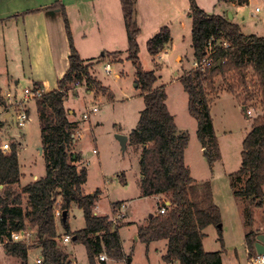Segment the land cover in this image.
<instances>
[{
  "label": "trees",
  "instance_id": "obj_1",
  "mask_svg": "<svg viewBox=\"0 0 264 264\" xmlns=\"http://www.w3.org/2000/svg\"><path fill=\"white\" fill-rule=\"evenodd\" d=\"M128 37V58L135 66L137 87L142 90L145 109L141 112L138 126L129 139L142 146L141 191L142 196L168 194L169 204L165 213H154L138 230L139 239L144 243L167 240L168 246L163 259L178 264H223L220 250L207 251L203 238L205 228L221 221L220 206L215 204L211 182L197 181L186 164L185 150L189 145L187 133L179 130L175 118L166 104V87L155 86L158 76L154 70H143L140 60L139 35L141 28L137 20V0H120ZM190 1L188 16L192 18V47L196 60L206 56V47L211 42L212 62L206 67H196L181 76L183 87L188 93L190 114L198 121L197 135L205 147L210 166L220 158L219 140L213 131L210 114V92L216 90L215 79L235 72L236 83L229 88L235 92L241 88L246 99H255L253 104L262 112L254 118L251 129L243 141L242 163L231 177L241 181L235 194L249 203L264 205V35L244 33L238 22L224 14L207 13L196 0ZM245 5L249 0H222ZM71 51L66 74L59 79L57 89L38 98L40 114L42 157L45 159L46 173L41 178L22 184L18 145L9 152L0 149V237L14 230H22L28 224L37 228L36 240L32 245L23 242L6 244V254L16 256L21 264L28 262L29 251L41 248L39 264H75L62 241L58 220L66 228L64 235L71 240L82 242L87 247L88 259L96 264V257L103 251L111 259L128 262L121 241L122 223H113L109 215H98L95 207L99 192L86 193L83 184L87 180V168L79 166L80 154L72 151L73 134L78 122L69 118L65 101L75 81L95 87L99 91L109 89L91 72L92 63H87L74 44L70 21L62 8ZM172 40L169 26L164 25L148 40V51L155 57ZM103 53L102 55H104ZM108 55H120L119 51ZM253 69L255 80H248L247 69ZM40 88L39 86H34ZM259 102V106L257 103ZM0 104L9 106L0 89ZM249 107L247 102L243 107ZM252 106V105H251ZM247 114V109H244ZM121 202H113L112 209ZM77 205L84 210L85 226L72 231L68 225L70 209ZM68 216L64 220L57 217L56 209ZM253 212L248 213V223H253ZM252 233V232H251ZM247 237L250 257L255 254L256 237ZM75 237V239H74ZM128 264V263H127Z\"/></svg>",
  "mask_w": 264,
  "mask_h": 264
},
{
  "label": "rangeland",
  "instance_id": "obj_2",
  "mask_svg": "<svg viewBox=\"0 0 264 264\" xmlns=\"http://www.w3.org/2000/svg\"><path fill=\"white\" fill-rule=\"evenodd\" d=\"M208 13L222 14L224 9L234 11L235 21L241 24L243 32L264 35V0H253L249 4L229 6L230 2L222 0H199ZM259 8V11L256 9ZM230 11V10H229ZM228 17V14H227ZM192 21L186 20V25H178L172 32L173 40L164 47L163 51L170 53L169 57L159 59L148 51L147 42L158 31L153 28H144L139 35L140 60L143 70H154L158 76L157 87H166V104L177 122L179 130L187 133L189 145L185 150L186 164L190 173L197 181L211 182L214 202L221 209V221L205 228L203 238L207 251L220 250L225 264H250L247 253V237L264 235V205L259 207L249 203L244 197L235 194V188L241 186L238 178L231 177L242 163L243 141L251 129L254 118L262 112L253 107L255 99H246L241 88L233 92L229 88L230 83H236L235 72L231 71L225 77L221 75L215 79L216 90L210 92V114L213 121V131L219 140L220 158L211 167L205 154V147L197 135L198 121L190 114L188 93L183 87L181 76L194 68L196 60L192 47ZM10 31L6 39L4 57L16 76L8 80H2L3 90L12 93L11 102L14 99L20 102L18 105H10L11 116L5 118L0 115V144L10 142L12 146L17 144L21 171L24 175L22 184L41 178L46 173L45 159L42 157L40 147L41 125L39 108L36 99L25 100L24 88L29 86L24 77L28 64L23 66V58L27 50L21 30ZM19 31V34L17 35ZM12 33V35H11ZM19 36V37H17ZM19 39V40H18ZM22 39V44L20 40ZM115 48L120 55H108L112 50L109 47L104 55L100 52L92 61L91 72L95 74L103 86L109 91H99L93 87L89 93L87 85L80 84L72 89L65 101L69 109V118L78 122L75 141L72 151L80 154L79 166L87 168V180L83 184L86 193L99 195L95 212L101 215H113V202L124 204L126 217L120 227L121 241L131 264H174L163 259L166 253L167 240H156L144 243L136 239L139 227L145 225L151 213H158L159 206L169 198L168 194L142 196L141 191V154L142 146L136 145L129 139L133 130L138 126L141 112L145 109L142 90L137 87L136 69L128 58V37L126 30L119 36ZM182 56L183 58H179ZM111 65V73L106 72L107 64ZM3 59L0 61V69H3ZM29 73V71H28ZM248 80H255L253 69H247ZM18 75H21V80ZM20 82L16 85V81ZM7 82V83H6ZM8 101V99H7ZM247 102L252 107V114H246L243 103ZM9 103V101H8ZM258 106L259 102L257 100ZM96 104L98 111L89 118L83 114L88 107ZM27 109L30 117L25 126L18 125V116L21 110ZM81 133L82 136L77 135ZM117 134L128 136V145L125 150ZM13 148V147H12ZM96 150V151H94ZM58 208V207H57ZM253 212V223H248V213ZM221 224V226H220ZM68 225L72 231H77L85 226L84 210L77 205L70 209ZM59 233L64 236L66 228L58 220ZM63 238V237H62ZM62 245L70 253L76 264H91L88 259L87 247L82 242L73 240L64 241ZM41 254L40 247H34L29 251L28 262L34 264ZM98 264H124L121 261L108 257L106 262L99 260ZM0 264H21L20 259L8 255L0 250Z\"/></svg>",
  "mask_w": 264,
  "mask_h": 264
},
{
  "label": "crops",
  "instance_id": "obj_3",
  "mask_svg": "<svg viewBox=\"0 0 264 264\" xmlns=\"http://www.w3.org/2000/svg\"><path fill=\"white\" fill-rule=\"evenodd\" d=\"M196 1L203 9L205 8L199 0ZM252 1L249 0L246 4ZM229 4L232 7L238 6L234 2ZM63 7L66 10L68 21H70L74 44L85 61H92L100 52L103 54L109 48L112 50L111 52L118 51L115 49L118 48V45L115 47L117 44L115 42L123 34V30H126L120 0H0V61L3 59V69H0V89L3 93L6 92L3 90L4 82L2 80L13 79L16 76L15 73H12L6 57H4L5 42L12 30L22 31L27 50L26 62L23 58V66L28 64L29 69L24 70V77L30 83L26 87L36 85L46 93L57 89L59 79L66 74L69 67L71 51L62 14ZM229 8L224 9L222 14L229 15L231 13L232 20L235 21L234 11ZM189 9V0H137V20L142 31L144 28L160 30L162 26L167 25L172 36L173 30L178 25H186L187 19L192 21V18L188 16ZM20 42L23 43L22 39ZM106 43L112 45L109 47ZM179 58L183 57L178 56L177 60ZM94 76L96 77L95 74ZM18 77L21 80V75ZM19 82L17 80L16 85ZM91 92L93 90H89V93ZM3 107L0 104V115L8 119L11 116V111L9 108L3 109ZM168 201L166 199L167 204ZM95 213L101 215L99 212ZM135 238L139 239L138 233ZM255 251L257 253L256 248ZM102 253L106 254L105 251ZM247 253L250 262L248 245ZM97 256L99 257V255ZM99 260H101L100 257ZM95 261L98 264L97 257ZM101 261L106 262V260ZM118 261L124 264L132 262L130 259L128 262L123 259ZM174 264H178V262H174ZM223 264H225L224 258Z\"/></svg>",
  "mask_w": 264,
  "mask_h": 264
},
{
  "label": "built area",
  "instance_id": "obj_4",
  "mask_svg": "<svg viewBox=\"0 0 264 264\" xmlns=\"http://www.w3.org/2000/svg\"><path fill=\"white\" fill-rule=\"evenodd\" d=\"M256 11H259V8L256 9ZM206 52L208 53L207 56L202 60V61H198L195 60L194 63V68L196 67H206L207 65H209L212 62V58H211V54H212V47H211V42L208 43L207 47H206ZM170 53H168V51H163L160 52L156 57H158L159 59L164 58V57H169ZM111 65L110 63L107 64L106 66V72L108 74L111 73ZM80 85V82L75 81V83L72 84V89H76V87H78ZM24 92H25V100H29V99H38V98H42V96L46 93L42 88H35V87H26L24 88ZM5 97L8 99L10 105H18L20 102L17 100V98H15L13 102H11V97H12V93L7 91L6 93H4ZM247 109V115L252 114V107L249 106H245ZM98 111V106L96 104H94L91 107H88V111L85 112L83 114L84 118H89L93 113H96ZM30 117V113L27 109L25 110H21L18 116V125L23 127L25 126V122L26 120H28ZM75 136L76 133L73 134L74 140H75ZM78 137H81L82 134L79 133L77 135ZM0 149L4 152H9L12 149V143L10 142H3L2 144H0ZM96 151V150H94ZM56 214L57 217H61L63 214V211L60 210L59 208L56 209ZM166 208L164 207H160V213H165ZM126 217L125 214V209H124V204L122 203L120 206H118L116 208V211L114 210L113 215L111 216V220L113 221V223H120L122 220H124ZM36 233H37V228L32 227L30 224H28L25 228H23L22 230H14L11 231L10 234H2L0 237V250L6 252V244L9 242H23L25 243L27 246L28 245H32L35 243L36 240ZM63 240L64 241H70L71 240V236L69 235H64L63 236ZM101 260H106L107 255L105 253H101L99 255ZM41 254L36 258V261L34 264H39L41 263ZM250 264H264V253H255L251 256L250 259Z\"/></svg>",
  "mask_w": 264,
  "mask_h": 264
},
{
  "label": "water",
  "instance_id": "obj_5",
  "mask_svg": "<svg viewBox=\"0 0 264 264\" xmlns=\"http://www.w3.org/2000/svg\"><path fill=\"white\" fill-rule=\"evenodd\" d=\"M228 17L230 19H232L233 17L231 16V13H229ZM137 85V84H136ZM246 107H244L245 109ZM117 138L121 141V144H122V148L123 150H125L127 148V145H128V136L127 135H124V134H117ZM42 148L43 147H40V151H42ZM170 203V201H168V204ZM154 213H151L150 216H153ZM63 216H64V220H66L67 216H68V210H64L63 212ZM221 226V224H220ZM75 239V237H74ZM257 242H256V250H257V253H264V235L262 234H259L257 236Z\"/></svg>",
  "mask_w": 264,
  "mask_h": 264
}]
</instances>
